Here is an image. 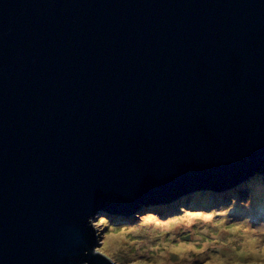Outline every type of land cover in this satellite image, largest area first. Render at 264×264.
<instances>
[{
  "label": "water",
  "instance_id": "95a60500",
  "mask_svg": "<svg viewBox=\"0 0 264 264\" xmlns=\"http://www.w3.org/2000/svg\"><path fill=\"white\" fill-rule=\"evenodd\" d=\"M257 173L264 0H0V264H109L88 216Z\"/></svg>",
  "mask_w": 264,
  "mask_h": 264
},
{
  "label": "clouds",
  "instance_id": "9594fccd",
  "mask_svg": "<svg viewBox=\"0 0 264 264\" xmlns=\"http://www.w3.org/2000/svg\"><path fill=\"white\" fill-rule=\"evenodd\" d=\"M228 213L181 205L171 215L138 211L136 223L115 224L97 212L87 218L97 241L92 254L109 264H264V220Z\"/></svg>",
  "mask_w": 264,
  "mask_h": 264
},
{
  "label": "rangeland",
  "instance_id": "374dc122",
  "mask_svg": "<svg viewBox=\"0 0 264 264\" xmlns=\"http://www.w3.org/2000/svg\"><path fill=\"white\" fill-rule=\"evenodd\" d=\"M245 206L242 202H248ZM184 205L190 208H204L210 210L228 208L229 215L239 219L251 217L253 223H259L264 220V173H257L250 179L239 183L238 185L224 191H213L200 189L187 192L177 198L174 202L159 204H143L138 210L130 214H120L109 210L102 211L110 217L112 223H136L134 213L144 212L146 210L157 211L162 217L179 212L180 206ZM120 226H114L119 231Z\"/></svg>",
  "mask_w": 264,
  "mask_h": 264
},
{
  "label": "bare ground",
  "instance_id": "6f19581e",
  "mask_svg": "<svg viewBox=\"0 0 264 264\" xmlns=\"http://www.w3.org/2000/svg\"><path fill=\"white\" fill-rule=\"evenodd\" d=\"M232 188V187H231ZM208 190H211V189H208ZM214 191V190H213Z\"/></svg>",
  "mask_w": 264,
  "mask_h": 264
}]
</instances>
